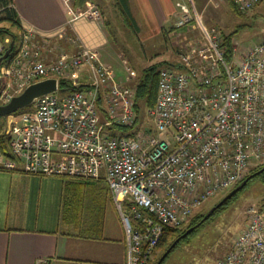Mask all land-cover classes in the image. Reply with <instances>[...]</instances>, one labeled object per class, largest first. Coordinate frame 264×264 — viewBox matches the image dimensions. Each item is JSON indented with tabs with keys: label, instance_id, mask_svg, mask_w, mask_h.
I'll list each match as a JSON object with an SVG mask.
<instances>
[{
	"label": "built area",
	"instance_id": "2783aa9c",
	"mask_svg": "<svg viewBox=\"0 0 264 264\" xmlns=\"http://www.w3.org/2000/svg\"><path fill=\"white\" fill-rule=\"evenodd\" d=\"M261 1L234 4L246 11ZM176 7L175 25L194 20L202 40L183 53L179 70H158L146 117L153 125L134 128V92L113 81L98 51L72 35L65 40L74 50L50 57L24 30L0 68V104L34 81L58 80L55 92L5 117L8 149L0 151V170L103 178L124 227L127 264H148L166 227L180 226L208 198L264 165V38L241 53L233 47L228 60L221 31L204 26L192 0ZM83 13L100 19L96 9ZM247 212L217 264H264V212Z\"/></svg>",
	"mask_w": 264,
	"mask_h": 264
},
{
	"label": "crops",
	"instance_id": "0c3cea01",
	"mask_svg": "<svg viewBox=\"0 0 264 264\" xmlns=\"http://www.w3.org/2000/svg\"><path fill=\"white\" fill-rule=\"evenodd\" d=\"M127 1L138 37L162 35L175 38V43L184 42L187 26L175 25L178 0ZM12 2L23 31L32 30L36 37L58 41L72 51L65 41L70 32L79 43L98 51L99 62L112 69L113 81H132L122 56L110 54V59L104 60L102 50L109 44L110 34L101 19L78 13L75 0ZM198 5L207 19L206 4L199 0ZM86 80L87 74L82 72L81 81ZM37 177L42 176L0 170V178L8 180L7 185H0V264H127L124 227L103 178L87 181L64 177L62 200L50 217L47 212L39 216L38 205L35 209L31 206L30 182Z\"/></svg>",
	"mask_w": 264,
	"mask_h": 264
},
{
	"label": "rangeland",
	"instance_id": "374dc122",
	"mask_svg": "<svg viewBox=\"0 0 264 264\" xmlns=\"http://www.w3.org/2000/svg\"><path fill=\"white\" fill-rule=\"evenodd\" d=\"M192 1V3H194V9L205 27L214 26L221 31L223 37L224 34L232 36V45L237 49V53H241L244 49L264 38V0L258 3L260 6L257 4V6L255 5L256 7L254 6L246 11H241L242 15L235 14L230 8L227 0H201L204 1L207 6L206 15L208 16L205 20L199 9V0ZM86 4L87 6L81 10L82 12L87 9H96L103 24L106 20L109 21L108 26L111 30V36L109 44L102 50L103 58L104 60L107 58L110 59L111 54L113 57L114 55L122 56L123 59L126 60L125 63L129 66L127 67V73L132 81H126L123 84L131 88L134 94H136L134 89L136 86L135 83L138 82L140 76L145 72L147 67L156 65L158 69L161 67H168L173 70H179L181 56L188 50L187 48L197 45V40L200 38L201 31L199 32L197 23L192 20L186 25L187 30L184 31L186 39L183 43H175V38H164L162 35L159 37L142 39L137 37L130 30V27H127L121 20V15L114 10L113 0H90ZM0 27L15 34L16 42L19 40L20 34L23 33L6 21L0 23ZM4 35L6 34H0V47L7 48L9 45L8 43L11 41V36L8 34L9 37L3 39ZM68 36L69 35H67V37ZM36 39L50 50V52L47 53H50V57H55L60 52L68 51L69 48V46L65 47L58 41L53 42L50 39L47 40L38 37H36ZM66 43L68 44V41H66ZM119 83L122 84V82ZM144 101L145 99L141 105L140 122L138 119L134 126L135 129L138 126L153 125L151 120L149 122L146 118L148 108ZM100 118L102 121L104 115H101ZM1 120L4 121V118L1 117ZM250 171L251 169L247 175L251 174ZM11 173L18 172L14 171ZM64 177L65 176H42L30 182L31 206L35 209L36 205H38L37 211L39 216H44L45 212H47L51 217L54 213L57 204L61 202L63 197L62 180H64ZM1 184L7 185L8 180L0 178V185ZM230 190L231 189L220 191L216 195L208 198L191 213L189 219L198 213L205 214ZM3 192H6V189H3ZM75 199L77 201L79 200L77 195ZM78 202L80 203V201ZM222 206H224V208L219 210L212 219H209L199 230L194 232V234L190 235L188 240L177 243V247H175L162 264H217L230 249L235 236L243 229L248 217L247 211L251 207H256L264 212V181L262 178H256L250 181L245 188H242V191H240L237 196L233 197V199L231 197ZM189 219L185 221V224L189 222Z\"/></svg>",
	"mask_w": 264,
	"mask_h": 264
},
{
	"label": "trees",
	"instance_id": "16d2710c",
	"mask_svg": "<svg viewBox=\"0 0 264 264\" xmlns=\"http://www.w3.org/2000/svg\"><path fill=\"white\" fill-rule=\"evenodd\" d=\"M88 1H90V0H75V4L79 6V9H77V11L80 12L82 10V5H85ZM113 1H114V8H115L114 10H116L117 13L119 15H121V20L124 22V24L127 25V27H130V30L138 37L139 33H138L137 24H136V21L134 20V18L132 17V15L130 13L128 1L127 0H113ZM227 1H228L230 8L235 12V14L242 15V12L236 8V6L234 4V0H227ZM4 21L9 22L10 25L15 27L18 31L23 32V30L20 26L19 18H18L16 11H15L12 0H0V23H2ZM104 25L106 26V29L111 36V30L109 29V26H108L109 21L106 20ZM186 25L187 24L176 27V28H182V27H185ZM0 28H3V27H0ZM5 34L6 35H4L3 39L8 38L9 37L8 34H9L10 36L11 35L14 36L15 42H16V36H15V34L11 33V31H8L6 29ZM67 35H71L70 32H68ZM223 39H224L223 40V46H224V50H225L224 54H225L226 59L229 60L232 56V48H233L232 40H233V38L231 35H225L224 34ZM4 42H5V40H4ZM4 49H5V47H4ZM156 69H158V67H156V65H151V66L147 67L145 72L140 76L138 82L135 83V85H136L134 88L135 92H136V94H135V101H136L135 107L136 108L135 109L137 112L139 122H140L141 105H142L143 100L145 99L144 103H145L147 108H150L151 106H153L154 101H155L156 89H157V71H158ZM60 85L62 86V88L67 90L68 85L66 82L61 80ZM21 110H24V109H21ZM21 110H19V111H21ZM3 118H4V121H2L1 117H0V151L7 154L8 144H7V139L5 137V134H4L5 117H3ZM120 130H121V134H124L129 129L128 128H121ZM263 166L264 165L255 166L251 169L250 172L251 173L255 172V171L261 169ZM248 175H246L242 180L237 182L231 189H233L238 184H240ZM68 178H70V177H68ZM256 178H262V180L264 181V171L261 172L260 174L256 175V176H254L253 178H251L247 182V184L244 186V188L249 184L250 181H252ZM72 179H78V178H72ZM80 180H84V179H80ZM240 191H242V189L238 190L232 196V199H233V197L237 196V194H239ZM222 208H224V206H221L218 209H216L214 211V213L208 219H206L205 221L200 223L198 226H196L195 229L190 234H188L187 236L182 238L178 243H181L182 241L188 240V237L190 235L194 234V232L199 230L200 227H202L209 219H212L214 217V215H216L219 212V210H221ZM204 215L205 214L198 213L195 216H193L191 219L188 218L189 222L186 224L184 222L183 224H181L180 226H177V227H166L164 235L160 239V241L157 244L156 248L154 249L150 259L148 260V264H155L156 261L159 259V257L163 254V252L169 247V245L177 237H180L189 227L196 225L203 218ZM175 247H177V245ZM175 247L171 250V252L175 249ZM170 253L166 256V258L163 261H165L167 259V257L170 255Z\"/></svg>",
	"mask_w": 264,
	"mask_h": 264
},
{
	"label": "water",
	"instance_id": "95a60500",
	"mask_svg": "<svg viewBox=\"0 0 264 264\" xmlns=\"http://www.w3.org/2000/svg\"><path fill=\"white\" fill-rule=\"evenodd\" d=\"M6 30L0 28V34L5 33ZM15 45V38L13 35H11V41L6 49L3 50V52L0 54V68L5 58L10 54L13 47ZM58 80L55 77H50L46 79H41L38 81H34L27 85L24 90L13 96L9 101L6 103L0 104V117H6L14 112H17L21 109H25L28 106H30L37 98L44 96L46 94L52 93L56 91ZM0 86H1V75H0ZM264 171V166L249 174L240 184H238L236 187L231 189L218 203H216L214 206H212L203 216V218L194 226L189 227L180 237H177L170 245L169 247L163 252V254L159 257L157 262L155 264H161L163 260L166 258V256L171 252V250L176 246V244L185 236L190 234L196 226H198L200 223L208 219L214 211L222 206L227 200H229L238 190H241L247 182L253 178L254 176L260 174Z\"/></svg>",
	"mask_w": 264,
	"mask_h": 264
},
{
	"label": "bare ground",
	"instance_id": "6f19581e",
	"mask_svg": "<svg viewBox=\"0 0 264 264\" xmlns=\"http://www.w3.org/2000/svg\"><path fill=\"white\" fill-rule=\"evenodd\" d=\"M10 43V42H9ZM2 49H4V47H2ZM6 49V48H5ZM161 68H164V67H161ZM160 69V68H159ZM158 69V70H159ZM157 75H158V71H157ZM158 77V76H157ZM156 91H157V89H156ZM7 117V116H6ZM29 174V173H28ZM105 182V181H104ZM106 184V183H105ZM108 189V188H107ZM109 193V192H108ZM110 196V195H109ZM110 199H111V201H112V198L110 197ZM112 203H113V201H112ZM114 204V203H113ZM115 206V205H114Z\"/></svg>",
	"mask_w": 264,
	"mask_h": 264
}]
</instances>
